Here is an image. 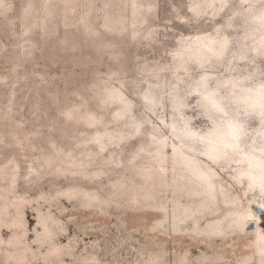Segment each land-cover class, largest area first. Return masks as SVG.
Returning a JSON list of instances; mask_svg holds the SVG:
<instances>
[{
    "label": "rangeland",
    "instance_id": "rangeland-1",
    "mask_svg": "<svg viewBox=\"0 0 264 264\" xmlns=\"http://www.w3.org/2000/svg\"><path fill=\"white\" fill-rule=\"evenodd\" d=\"M0 264H264V0H0Z\"/></svg>",
    "mask_w": 264,
    "mask_h": 264
}]
</instances>
